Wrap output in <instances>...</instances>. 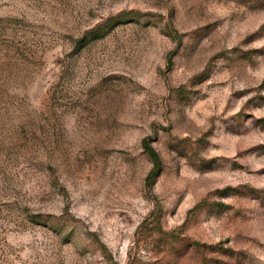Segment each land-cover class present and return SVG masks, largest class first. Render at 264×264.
Masks as SVG:
<instances>
[{
  "label": "rangeland",
  "instance_id": "374dc122",
  "mask_svg": "<svg viewBox=\"0 0 264 264\" xmlns=\"http://www.w3.org/2000/svg\"><path fill=\"white\" fill-rule=\"evenodd\" d=\"M0 264H264V0H0Z\"/></svg>",
  "mask_w": 264,
  "mask_h": 264
},
{
  "label": "trees",
  "instance_id": "16d2710c",
  "mask_svg": "<svg viewBox=\"0 0 264 264\" xmlns=\"http://www.w3.org/2000/svg\"><path fill=\"white\" fill-rule=\"evenodd\" d=\"M143 148L144 151L147 153L152 164L151 169L145 178V184L149 188L151 187L153 180L160 174L162 169V163L156 150L148 141H143Z\"/></svg>",
  "mask_w": 264,
  "mask_h": 264
}]
</instances>
